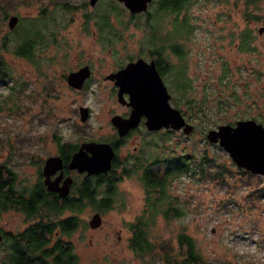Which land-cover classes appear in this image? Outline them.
<instances>
[{
  "label": "rangeland",
  "instance_id": "rangeland-1",
  "mask_svg": "<svg viewBox=\"0 0 264 264\" xmlns=\"http://www.w3.org/2000/svg\"><path fill=\"white\" fill-rule=\"evenodd\" d=\"M3 1L9 14L0 31V61L9 79L0 81V170L4 179L9 167L14 188L23 189L35 182L38 167L56 151L59 140L68 138L77 147L112 133L110 112L123 108L111 83L102 77L130 58L146 56L150 23L158 17L157 30L166 34L173 29V15L155 14V2L148 5L149 14L131 17L117 0H97L93 5L88 0H0L2 5ZM244 1L190 0L179 12V17L186 13L188 25L167 33L171 38L166 45L181 42L183 54L166 47L173 67L165 79L169 102L184 111L194 128L187 134L171 128L134 131L123 147V152H132L137 144L134 155L152 162L169 153L196 158L205 154L212 165L210 175L201 176L194 166L191 173L171 177L168 191L177 197L183 213L168 219L158 215L147 225L149 238L164 241L178 259L184 247L178 245L177 233L183 230L212 264H264V177L246 169L238 172L229 154L206 137L207 130L218 124L264 113V29L258 31L264 0L249 3L248 16L243 14ZM107 11L109 23L102 26L99 15ZM12 14L19 17L13 30L7 23ZM25 27L41 31L31 57L15 50ZM84 64L91 69L87 82L79 89L71 87L66 75ZM178 67L190 81L186 93L172 87ZM80 106L89 107L84 121L79 118ZM140 165L141 160L128 167ZM164 166L158 165L159 172ZM103 188L99 186L97 197ZM144 196L141 174L132 169L117 181L112 207L100 210L99 225H88L95 205L76 212L80 223L68 235V245L77 264H165L158 256H139L128 245L127 224L142 214ZM24 222L20 210L0 209L3 228L21 229ZM2 249L0 245V257Z\"/></svg>",
  "mask_w": 264,
  "mask_h": 264
},
{
  "label": "trees",
  "instance_id": "trees-1",
  "mask_svg": "<svg viewBox=\"0 0 264 264\" xmlns=\"http://www.w3.org/2000/svg\"><path fill=\"white\" fill-rule=\"evenodd\" d=\"M157 5L155 6V14L159 13L158 16L163 17L165 13L172 14V30H169L167 33L171 34L174 32H180L184 27L188 25V18L186 13L179 17V12L189 3L190 0H153ZM257 0H245V6L243 8V14L248 16L250 10L248 8L249 3H253ZM151 4V3H150ZM119 10V8H116ZM110 11L103 12L99 15V18L102 20V26L109 23ZM150 13V11H146ZM154 14V15H155ZM131 17H137L141 15L140 13H130ZM163 21V20H162ZM158 17L153 23H150L151 30L146 35V43L150 46V49H161L164 47V41H169L171 36L166 34H160L157 30L158 26ZM22 35L19 37V44L16 46V53L31 57L34 55L35 51V42L37 39V34L34 28L25 27L24 31L21 32ZM246 37L242 38L243 44L246 43ZM174 40V39H173ZM167 46L173 48L174 52L178 55L183 54V46L181 42H171ZM170 64V63H169ZM3 62L0 61V81L9 79V72L5 70ZM170 67H173L170 64ZM182 68V67H178ZM176 68L174 72L175 76L172 77V87L181 90L182 93H186L185 90L190 86V81L186 77L185 72L182 69L183 73ZM7 77V78H6ZM5 78V79H4ZM187 102H191V99L187 98ZM171 132V131H169ZM191 132V131H190ZM70 153L73 149L76 148L75 144L68 143ZM161 160L167 162V166L163 169V172L158 173V169H152L149 171H144L141 174V180L145 192L144 196V208L140 216L136 217L134 221L128 222L130 229V236L128 237L129 248L138 254L141 257L148 258L158 256L163 260L165 264H212L210 261L203 259L201 253L196 248L195 241L183 230H180L177 233L178 245L184 247V251L181 259L175 257L168 249L169 247L165 244L164 241L157 243L154 240H151L147 234V225L153 223L158 215L163 219H168L171 217L179 216L183 212L178 204V199L176 196L169 193V185L171 177L175 175H180L182 173H191L193 168L198 169V173L201 176L210 175L212 165L209 164V159L207 156L201 155L198 158L192 156L188 153H169L167 157H164ZM8 176L4 179L1 178L0 170V208L6 207L8 204L12 203H22L24 208L28 212H32L31 208L27 205V201H32L34 198L31 196L28 200L21 199V196L12 197L11 194L14 191L13 187V175L9 167H7ZM120 180V177L111 174H92L89 176L81 177L78 180H75L71 185V191L68 197V233L73 231L75 227L80 223L79 218L76 212L80 211L85 205H95V208L104 211L112 207L113 195L117 181ZM104 185L102 189V195L97 197L101 192L99 191V186ZM6 187V188H5ZM50 208L54 209L56 207L51 206ZM33 242H31L32 244ZM34 246H15L10 249L9 261L16 260L13 264H30L26 262L25 256L27 252H33ZM68 264H77V255L73 252L72 248L68 247ZM154 264V263H149Z\"/></svg>",
  "mask_w": 264,
  "mask_h": 264
},
{
  "label": "water",
  "instance_id": "water-1",
  "mask_svg": "<svg viewBox=\"0 0 264 264\" xmlns=\"http://www.w3.org/2000/svg\"><path fill=\"white\" fill-rule=\"evenodd\" d=\"M97 0H88L93 5ZM130 13L147 11L148 2L151 0H118ZM18 17L15 14L9 16L7 23L13 27ZM264 29L263 25L258 31ZM90 75V67L84 64L66 75L67 83L73 88H81L84 80ZM106 78L113 79L117 85V95L120 99L123 92H127L126 103L131 106L128 116L119 114L111 116L110 121L123 135L127 130L135 126L141 115L145 116L144 124L147 129L155 130L161 127L181 129L183 133H189L193 124L186 121L180 109L169 102L170 93L162 82L157 72L154 61H146L142 57L128 60L122 67L107 73ZM79 118L84 121L88 116L87 106H80ZM206 137L210 142L218 143L230 156L238 167H242L251 173L264 177V127L252 118H240L234 123H222L217 127L209 128ZM114 155L113 147L108 142L86 140L79 143L72 151L68 160V168L76 169L85 176L107 172L111 166V158ZM61 160L58 156L50 155L45 158L42 166L47 187L54 188L60 195L66 192L65 184L62 186L49 182L48 176L56 168L60 167ZM72 182L68 175V193ZM101 222L99 211L93 212L88 219L90 227H96ZM1 239V234H0Z\"/></svg>",
  "mask_w": 264,
  "mask_h": 264
},
{
  "label": "flooded vegetation",
  "instance_id": "flooded-vegetation-1",
  "mask_svg": "<svg viewBox=\"0 0 264 264\" xmlns=\"http://www.w3.org/2000/svg\"><path fill=\"white\" fill-rule=\"evenodd\" d=\"M3 2L4 5L0 3L3 9L0 15L1 32H3L2 24L4 23V20H6L9 14L7 2L5 1ZM152 2L154 1L151 0L150 2H148V5ZM14 27L12 28V30L15 29ZM35 31L37 35H41L40 29H36ZM5 36L6 35L2 33V37L4 38ZM166 47H167L166 41H164L163 48L156 50L149 49V53H147L146 56H137V57H142L146 61H150V60L154 61L155 68L159 73L162 82L165 84L168 90L165 77H166V73L169 71L170 64L165 54ZM130 59H134V58H130ZM125 63H122L116 68L111 69L108 73L117 70L118 68L122 67ZM105 75L102 77L103 80L107 81L108 83H111L112 93L117 94V90H118L117 85L114 84L113 79L106 78ZM89 76L84 80L83 85L84 83L87 82ZM127 100H128L127 92H123L120 99L118 98L117 95V102L123 108V110L111 111L109 121L111 116H113L114 114H119L123 117L128 116L131 110V106L126 103ZM179 109L182 115L184 116L185 120L188 121L184 115V111L181 108ZM240 118H244V119L252 118L255 121L261 123L262 126L264 127V113H254L247 116H242L236 118L233 122H229V123H234L237 119ZM144 120H145V116L141 115L138 123L135 126L129 128L127 132L123 135L118 134L117 132L118 130L110 121L109 131H111L112 133H108L105 136L101 135L96 139V141L110 143L114 150V155L111 158L110 169L107 172H103L102 174L107 175V174L115 173V175H117L118 177H120V179H122L123 174L124 173L128 174L132 169L134 171L138 170L140 174H142L144 171L158 169V165L161 164L167 165V162L165 160H161L164 157L154 158L152 162V160L146 161V160H142L143 158L138 157L137 155L135 156L134 154L138 150L137 144L133 145L132 152H127V153L123 152V147L125 145L127 138L130 137V135L133 134L134 131L139 130V131H148L152 133L156 131L169 130V128H164V127L155 130H149L146 128L144 124ZM55 138L58 139L59 138L58 135H55ZM68 150H69L68 138L65 141L59 140V144L56 151L50 155L58 156L61 160V165L60 167L56 168L53 173L49 174L47 180L49 182H54V184L58 186H62L63 184H65L66 192L64 196L60 195L59 192L54 188L52 189L48 188L47 184L45 183L46 177L42 172V166L44 164V160L46 158L45 157L43 162H41L40 167H38L37 177H36L37 179L35 180V182L28 188H23V189L13 188L14 191L11 194L12 197H18L20 195L21 199L24 200H28L32 196L34 200L27 201V205L31 208L32 212L31 213L28 212L24 208L22 203H15V204L10 203L4 208H0V209L15 208L20 210L24 215V221H25L23 227L17 230L5 229L0 225V234H1L0 245L3 247L1 252L2 255L0 257V264H13L16 261L14 260L12 261V263H10L8 259L11 248H14L15 246L20 247V246H30V245L34 246V251L32 253L31 252L26 253V254H30L29 256H25L26 262H30V264H68V247L70 246L68 245V235H70V233L72 232L71 231L68 233V197L71 191V185L73 184L75 179H77L78 177L79 178L85 177L84 173L77 172L76 169L68 168V160L70 158V154L73 151L72 150L69 153ZM140 160H141V165L139 167L133 166L131 169H129L130 166H132L134 163ZM242 170L245 169L237 166L238 172H241ZM68 175L71 176L72 178L69 193H68ZM51 206L56 208L52 209L50 208ZM95 210L101 213L99 208H95ZM31 242L33 243L31 244ZM17 264L20 263L17 262Z\"/></svg>",
  "mask_w": 264,
  "mask_h": 264
}]
</instances>
